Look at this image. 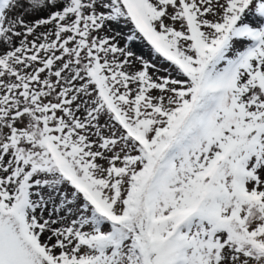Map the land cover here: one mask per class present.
<instances>
[{
    "label": "snow or ice",
    "instance_id": "snow-or-ice-1",
    "mask_svg": "<svg viewBox=\"0 0 264 264\" xmlns=\"http://www.w3.org/2000/svg\"><path fill=\"white\" fill-rule=\"evenodd\" d=\"M0 264H264V0H0Z\"/></svg>",
    "mask_w": 264,
    "mask_h": 264
}]
</instances>
